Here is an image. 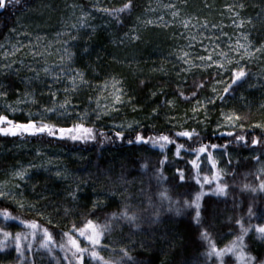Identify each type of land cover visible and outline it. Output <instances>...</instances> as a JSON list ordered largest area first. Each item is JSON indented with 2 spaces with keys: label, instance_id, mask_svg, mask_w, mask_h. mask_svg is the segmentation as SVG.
I'll return each mask as SVG.
<instances>
[{
  "label": "trees",
  "instance_id": "16d2710c",
  "mask_svg": "<svg viewBox=\"0 0 264 264\" xmlns=\"http://www.w3.org/2000/svg\"><path fill=\"white\" fill-rule=\"evenodd\" d=\"M126 2L21 0L15 8L0 10V115L15 124L31 120L68 128L84 123L97 132L95 140L84 143L46 134L0 135V211L17 218L0 216V229L28 235L21 243L31 242L26 255L35 264H67V250L60 247L67 239L63 234L73 232L74 225L83 227L86 220L111 224L97 250L113 262L218 264L215 257L204 256L206 242L194 223L195 208L184 207L200 190L190 179L192 149L228 145L226 150L209 149L216 168L206 154L198 161L202 177L220 172L221 183L228 185L226 196H204L200 209L203 226L223 248L239 234L238 219L246 227L264 223L257 218L264 216V191L251 190L264 181V148L227 135H245L249 144L253 137L264 142V127H255L264 126V0H133L132 11L120 14L119 21L103 11ZM209 55L211 60L200 59ZM241 67L246 77L224 100L218 99L231 83V71ZM199 83L204 87L197 88ZM197 101L206 106L198 107ZM233 113L241 117L235 127L225 119ZM193 129L199 136L191 140L174 135ZM138 133L168 135L185 149L177 157L172 144L163 151L150 143L128 144ZM25 169L20 179L16 173ZM178 169L184 181L178 179ZM141 188L153 207L139 195ZM125 189L132 199L126 200ZM161 192L171 198V211ZM124 203L139 214V228L110 219ZM250 207L256 213L252 217ZM157 211L159 221L154 222ZM21 221L47 228L56 241L53 251L40 247V229L33 239ZM77 238L81 247L88 246ZM245 242L264 261V240L254 230ZM8 245L0 251V264H21L13 241ZM121 249L128 250L132 262L121 260ZM84 264L97 262L85 255ZM225 264H236L235 258L226 256Z\"/></svg>",
  "mask_w": 264,
  "mask_h": 264
},
{
  "label": "snow or ice",
  "instance_id": "6c2138e0",
  "mask_svg": "<svg viewBox=\"0 0 264 264\" xmlns=\"http://www.w3.org/2000/svg\"><path fill=\"white\" fill-rule=\"evenodd\" d=\"M21 0H0V10H4L6 8H15L17 5H19ZM133 9V0H127L126 3L123 4L122 7L116 8V9H103V11L107 12L109 15L114 16L119 21L120 14L125 12H131ZM176 15V13H174ZM151 23V21H149ZM243 25V21H241V26ZM138 38V37H137ZM246 39V38H245ZM240 48L244 49L245 54L251 55L249 53L248 48H246L244 45H239ZM264 47V46H262ZM255 51L259 52L261 51L260 48H257ZM184 56H188V53L185 52ZM201 60H211L212 57L209 55L208 57H200ZM243 59V56L241 57ZM186 63L188 61H185ZM228 63H231V61H228ZM239 63V61H237ZM211 66V65H209ZM220 67L223 68L225 71H229V69L225 68L223 64H220ZM77 75L80 77L81 81H83V75L82 73H77ZM247 73L243 70V68L239 69H233L231 71V83L227 84L226 87L223 89V94H220L217 98L220 100H224L225 96L229 93V90L232 89L233 85H237L238 82H242L243 79L246 77ZM75 80L76 78L73 77V85L75 86ZM221 81H218L217 83H220ZM197 88H203L204 84L199 83L196 85ZM213 91L215 92V88H213ZM0 95H4L3 93H0ZM179 95L183 97L184 99H189V97H185L183 92H180ZM192 96H196V92L192 93ZM116 102L121 101V97L119 95L116 96ZM215 101L213 99H208L207 103H214ZM68 102L66 101L65 104L60 105L61 108H65L66 104ZM197 106H206L201 105L200 101H197ZM15 111V109H12ZM56 109H46L45 111H55ZM196 109H194L195 111ZM99 118V117H98ZM80 119H83L81 117ZM227 121L231 123L233 127L236 126V121H239L241 117L235 113L231 115H227L225 117ZM7 125V127H0V133L4 135H12L16 136L17 134L23 135L24 133H28L31 135H37V134H46L48 136L57 137L60 139H70L73 141H84L87 142L89 140H95L97 136V132L90 127H86L84 123H77L73 124L71 127L64 128V127H58L55 124H48L41 121L40 123H36L34 121H29L27 124H15L12 120H9L7 116L0 115V125ZM131 127V125H129ZM240 127L242 128L243 125L241 124ZM255 127H264L262 125H255ZM99 135H104L103 133H99ZM116 137L120 140H123V133L122 132H116ZM177 138L179 137H185L188 140H191L193 136L198 137L199 133H197L194 129L192 131H179L174 134ZM228 136H233L235 142H241L243 145L246 146H256L260 145L261 148H264V142L261 141L260 138L253 137L250 144L248 139L245 135H239L237 136L235 133L229 132L227 133ZM128 144L133 143H142V144H151L153 147H159L161 151H163L167 145L172 144L175 145V155L177 157H180L181 150L185 149L184 144H178L176 140L170 138L168 135H159L156 137L148 136L145 137L144 135L137 134L134 139L127 140ZM228 147L227 144L225 145H216V144H201L198 148H193L192 151L195 153V159L191 160L190 163L192 165V168L194 169L192 175L190 176V179L195 182L196 185H199V191H196L193 199L191 201L185 200L184 201V207L186 208H195V216H194V223L201 229L200 231V238L206 242V250L204 252V256L206 260L211 259L213 257L216 258L218 261V264H225V257L231 256L235 258L236 264H264V261H259L256 256L251 254V251L249 250L248 244L245 242V238L248 237V234L255 231L256 237L259 240H264V223L258 224V225H252L249 224L247 227L245 226L243 222V218L238 219L236 221L237 225L239 226V234L236 235L235 239H233L229 244L225 245L223 248H220L215 243V240L212 238L210 232L207 228H205L201 222V201L204 196L208 195L207 192L204 191V185L205 184H215V187L212 191L213 195L216 196H226L228 185L226 183H221V175L220 172H216L212 179H209L207 176H201L200 173V164L198 161L200 160L201 155L206 154V159L211 163L212 168H216V162L212 157V152L209 150L211 149H217L222 148L226 150ZM259 159V157H257ZM165 161H167V156L165 155L164 160L160 161L161 164H163ZM144 169H147V164L142 165ZM159 172V170H157ZM27 170H21L16 173V175L23 179ZM179 177L178 179L180 181L185 180V176L182 170H179ZM59 176L60 174L57 173ZM160 180L165 179L163 177L162 173L159 174L158 177ZM245 187H250L248 185H245ZM79 189L73 190L70 195L73 200H75L76 192ZM252 191H264V181H261L258 188H252ZM126 200L132 199V195L127 194V189L124 191ZM4 193L0 192V196H3ZM110 195H114V193H111ZM140 196H146L145 190L141 188ZM161 200L167 199L169 201V211L172 210V201L170 197H167L166 192L160 193ZM147 203L149 207H153L151 196H146ZM143 202V201H141ZM176 203H179L178 201ZM23 207V205H21ZM98 207V202L94 203L93 208ZM132 207L129 203H124L123 210L116 213H112L110 219L113 221L123 220L128 225H133L136 228L140 227V216L137 212L131 211L130 208ZM175 211L179 214L180 208H176ZM248 215L249 217H252L256 215V213L253 211V209L250 207L248 209ZM0 216L4 217L5 219L15 220L16 217H13L10 212L7 210L0 211ZM258 219H261L264 221V216H258ZM159 221V212L157 211L154 214V222ZM22 224H24L27 228L31 229L30 235L33 239H35L36 236V230L40 229L41 231V243L40 247L46 249L49 253L53 251L51 245L55 244L56 241L52 237V234L48 231L47 228H41V226L36 223L35 221H21ZM111 230V224L106 222L104 224H97L93 220H86L83 227L76 228V226H73V232L70 233H64L63 235L67 238L64 243L60 245L61 249H66V255L64 259L67 261V264H84V257L85 255H88L90 259L96 260L97 264H120V261H111L108 259H105L103 256L100 255L98 248L102 247L101 240L104 236V233ZM0 251H4L9 245L8 241L12 240L15 244V252L17 253L18 259H20L21 264H35L34 260H30L29 257L26 255V252L31 251L32 244L29 242L28 244H22L21 240L22 237L24 240H28V235H24L22 233H13L4 231L3 229H0ZM77 237L83 238L87 242V247H81L80 241ZM121 260L127 259L128 262L133 261V257L129 254L127 249H121L120 250ZM70 253V255L68 254Z\"/></svg>",
  "mask_w": 264,
  "mask_h": 264
},
{
  "label": "rangeland",
  "instance_id": "374dc122",
  "mask_svg": "<svg viewBox=\"0 0 264 264\" xmlns=\"http://www.w3.org/2000/svg\"><path fill=\"white\" fill-rule=\"evenodd\" d=\"M0 127H5V126L4 125H0ZM0 135H4V134L0 133ZM64 139H67V138H64ZM68 140H70V139H68ZM71 141H73V140H71ZM77 142H83L84 143V141H77ZM215 173H216L215 171H214V173L212 172L210 174L211 177H209V179H212ZM214 187H215V184H205L204 185V191L207 192L208 194H212V191H213Z\"/></svg>",
  "mask_w": 264,
  "mask_h": 264
}]
</instances>
